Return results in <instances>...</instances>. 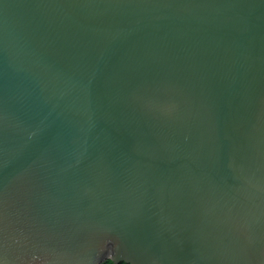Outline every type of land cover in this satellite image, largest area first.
Masks as SVG:
<instances>
[{
  "label": "water",
  "instance_id": "obj_1",
  "mask_svg": "<svg viewBox=\"0 0 264 264\" xmlns=\"http://www.w3.org/2000/svg\"><path fill=\"white\" fill-rule=\"evenodd\" d=\"M264 264V0H0V264Z\"/></svg>",
  "mask_w": 264,
  "mask_h": 264
},
{
  "label": "trees",
  "instance_id": "obj_2",
  "mask_svg": "<svg viewBox=\"0 0 264 264\" xmlns=\"http://www.w3.org/2000/svg\"><path fill=\"white\" fill-rule=\"evenodd\" d=\"M105 264H115L113 261H108V262H106ZM120 264H127V263H125V262H121Z\"/></svg>",
  "mask_w": 264,
  "mask_h": 264
}]
</instances>
